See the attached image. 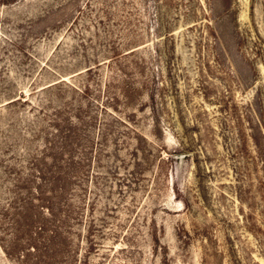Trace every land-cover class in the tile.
<instances>
[{"label":"rangeland","instance_id":"1","mask_svg":"<svg viewBox=\"0 0 264 264\" xmlns=\"http://www.w3.org/2000/svg\"><path fill=\"white\" fill-rule=\"evenodd\" d=\"M0 264H264V0H0Z\"/></svg>","mask_w":264,"mask_h":264}]
</instances>
